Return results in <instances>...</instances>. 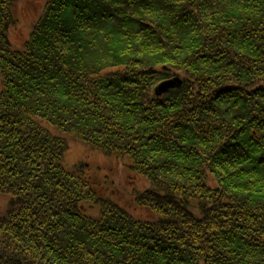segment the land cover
<instances>
[{"label": "trees", "instance_id": "16d2710c", "mask_svg": "<svg viewBox=\"0 0 264 264\" xmlns=\"http://www.w3.org/2000/svg\"><path fill=\"white\" fill-rule=\"evenodd\" d=\"M16 1L0 0V264H264V0H45L14 47ZM69 136L143 182L148 216L64 166Z\"/></svg>", "mask_w": 264, "mask_h": 264}, {"label": "rangeland", "instance_id": "374dc122", "mask_svg": "<svg viewBox=\"0 0 264 264\" xmlns=\"http://www.w3.org/2000/svg\"><path fill=\"white\" fill-rule=\"evenodd\" d=\"M45 0H17L14 4L15 24L8 29V40L14 47H19L28 37V33L33 21L36 20L42 9ZM166 90V89H165ZM68 148L64 154V166L71 168L77 164H88L90 170L98 175V180H112L110 190L105 191L106 195L114 197L121 205H124L133 214L141 217L148 216L147 211L132 205L131 193L134 189H141L143 182L140 184L139 179L127 169L121 167L120 161L113 157L102 155L97 150L88 149L80 141L72 136L67 137ZM89 170V171H90ZM91 172V173H93ZM90 174V173H89ZM95 180H97L95 178ZM142 180V179H141ZM97 187L99 193H103L102 184ZM5 203V199L0 196V207ZM133 206V207H132ZM89 212L96 214L95 208H89Z\"/></svg>", "mask_w": 264, "mask_h": 264}, {"label": "water", "instance_id": "95a60500", "mask_svg": "<svg viewBox=\"0 0 264 264\" xmlns=\"http://www.w3.org/2000/svg\"><path fill=\"white\" fill-rule=\"evenodd\" d=\"M171 86H172V84L169 81L168 82L161 83L157 87L158 94L161 93L162 91H164L165 89L171 87Z\"/></svg>", "mask_w": 264, "mask_h": 264}, {"label": "bare ground", "instance_id": "6f19581e", "mask_svg": "<svg viewBox=\"0 0 264 264\" xmlns=\"http://www.w3.org/2000/svg\"><path fill=\"white\" fill-rule=\"evenodd\" d=\"M172 80V79H171ZM162 83H164V82H162ZM171 84H172V86H173V84H174V82H170ZM171 86V87H172ZM170 88V87H169ZM168 89V88H167ZM219 141H221V140H219ZM90 171H92V170H90ZM89 172V171H88Z\"/></svg>", "mask_w": 264, "mask_h": 264}]
</instances>
